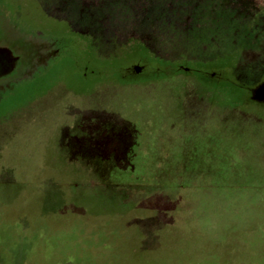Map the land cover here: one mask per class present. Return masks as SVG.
Here are the masks:
<instances>
[{
    "label": "rangeland",
    "instance_id": "obj_1",
    "mask_svg": "<svg viewBox=\"0 0 264 264\" xmlns=\"http://www.w3.org/2000/svg\"><path fill=\"white\" fill-rule=\"evenodd\" d=\"M2 18L57 55L0 81V264H264V0Z\"/></svg>",
    "mask_w": 264,
    "mask_h": 264
},
{
    "label": "water",
    "instance_id": "obj_2",
    "mask_svg": "<svg viewBox=\"0 0 264 264\" xmlns=\"http://www.w3.org/2000/svg\"><path fill=\"white\" fill-rule=\"evenodd\" d=\"M17 37H20V35L15 31H7V24H5V31L0 33V81L11 77L14 78L15 73L19 74V79L31 78L37 67L46 66L48 60L53 55H57V50L50 54H45L41 50L39 53L33 54L25 43H30L33 47H37L39 46L38 42L27 38V42L23 41V44ZM44 44L46 45L45 49L49 48L47 41Z\"/></svg>",
    "mask_w": 264,
    "mask_h": 264
},
{
    "label": "trees",
    "instance_id": "obj_3",
    "mask_svg": "<svg viewBox=\"0 0 264 264\" xmlns=\"http://www.w3.org/2000/svg\"><path fill=\"white\" fill-rule=\"evenodd\" d=\"M5 24H6L5 20L2 18L0 20V33H3L5 31ZM14 31L20 35V37H17V39L19 41L23 42V41L27 40V38H28L27 35H25L24 33L20 32V31H17V30H14ZM23 44H24V42H23ZM25 44L27 45L29 50H32L33 54H36L38 52V50H37L38 47H33L30 43H25Z\"/></svg>",
    "mask_w": 264,
    "mask_h": 264
},
{
    "label": "flooded vegetation",
    "instance_id": "obj_4",
    "mask_svg": "<svg viewBox=\"0 0 264 264\" xmlns=\"http://www.w3.org/2000/svg\"><path fill=\"white\" fill-rule=\"evenodd\" d=\"M262 87H264V84L262 85ZM255 90H256V89L254 88L253 91H252V95H251V97H253V98H254V97H257V94H256V91H257V90H256V91H255ZM258 96H260L259 93H258ZM255 99H256V98H255Z\"/></svg>",
    "mask_w": 264,
    "mask_h": 264
}]
</instances>
